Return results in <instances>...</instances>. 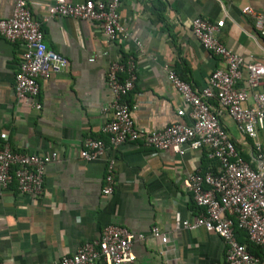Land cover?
<instances>
[{
  "label": "crops",
  "instance_id": "1",
  "mask_svg": "<svg viewBox=\"0 0 264 264\" xmlns=\"http://www.w3.org/2000/svg\"><path fill=\"white\" fill-rule=\"evenodd\" d=\"M25 1L40 23L48 49L64 57L67 65L40 81L37 112L14 95L23 46L0 37V144L20 153L58 154L46 166L40 197L20 195L14 184L0 190V261L52 264L75 253L84 242L98 240L105 227L114 225L135 237L131 264H223L226 246L221 238L202 228L188 231L175 224L176 214L192 222L202 212L182 183L210 166L208 151L188 150L178 156L140 142L109 146L101 134L106 119L102 111L112 101L106 72L112 60H133L136 81L126 101L138 130L189 124L186 111L178 114L181 99L167 72L173 70L194 90H201L211 73L223 68L222 60L193 37L192 20L202 17L215 24L224 47L245 62L264 67V38L254 20L241 13L244 7L264 13V0H120L124 32L112 44L97 23L50 18L48 6L53 0ZM15 2L0 0V19L11 16ZM245 79L243 71L238 87H244ZM253 91L264 94V78ZM220 114V123L240 156L264 173L254 141L241 134L223 111ZM88 138L106 142L104 154L94 161L79 156ZM257 140L264 143V130ZM110 159L114 191L103 196ZM153 227L166 238L164 243L152 235Z\"/></svg>",
  "mask_w": 264,
  "mask_h": 264
},
{
  "label": "built area",
  "instance_id": "2",
  "mask_svg": "<svg viewBox=\"0 0 264 264\" xmlns=\"http://www.w3.org/2000/svg\"><path fill=\"white\" fill-rule=\"evenodd\" d=\"M119 7L120 0H53L48 6V16L97 23L106 42L112 44L124 32ZM241 13L254 20L256 31L264 38V13L250 7H244ZM217 32L218 27L202 17L191 22L195 40L205 51L219 57L223 64V68L211 73L204 88L194 90L173 70L167 72L169 83L181 99L178 114L186 111L189 124L138 130L126 101L135 85V65L132 59L126 62L115 59L109 62L106 72L112 101L102 111L106 119L101 134L113 148L140 142L143 147L178 156L188 150L206 149L210 158L218 163L217 173L197 171L182 183L202 212L192 222L180 220L176 214L175 224L188 231L202 228L221 238L226 246L223 264H260L261 260L237 241L235 227L246 234L250 243L264 250V173L253 169L240 156L219 117L223 111L231 118L241 134L254 141L256 159L264 162V143L257 140L259 132L264 130V94L253 91L264 78V67L256 62H245L228 50L219 42ZM0 37L22 44L23 53L14 75V95L19 102L39 112L40 81L63 71L66 59L48 49L40 23L33 18L25 0H16L11 16L0 19ZM243 71L246 72L245 84L238 87ZM3 138L6 141L7 137ZM105 149L103 139L88 138L79 156L85 161H94ZM57 158L56 152L20 153L7 143L0 144V190L14 184L20 195L40 197L46 166ZM113 164V160H108L101 188L103 196L114 191ZM151 233L160 237L162 243L166 241L157 227H153ZM134 239L126 228L109 225L98 240L84 242L75 253L62 256L52 264H131L135 260L131 251ZM0 264L3 263L0 261Z\"/></svg>",
  "mask_w": 264,
  "mask_h": 264
},
{
  "label": "trees",
  "instance_id": "3",
  "mask_svg": "<svg viewBox=\"0 0 264 264\" xmlns=\"http://www.w3.org/2000/svg\"><path fill=\"white\" fill-rule=\"evenodd\" d=\"M159 8H160V6L158 7V9ZM121 61L124 62L125 61L124 58L121 59ZM217 170H218V163L216 162V160L212 159V163L210 164V166H208V168L202 169L200 172L202 174H204L206 172H210L212 174H216L217 173ZM235 235H236L237 241L240 244L245 245L246 248H247V250H248V252L251 255L259 258L260 260L262 259L263 255H264V250H263L262 247L256 246V245L250 243L248 241L247 237H246V234L243 231L237 229L236 227H235Z\"/></svg>",
  "mask_w": 264,
  "mask_h": 264
}]
</instances>
